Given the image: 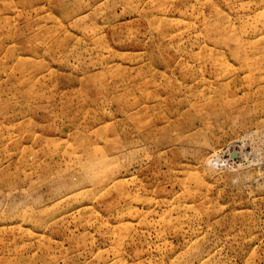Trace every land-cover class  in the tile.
Instances as JSON below:
<instances>
[{
    "label": "rangeland",
    "instance_id": "rangeland-1",
    "mask_svg": "<svg viewBox=\"0 0 264 264\" xmlns=\"http://www.w3.org/2000/svg\"><path fill=\"white\" fill-rule=\"evenodd\" d=\"M0 264H264V0H0Z\"/></svg>",
    "mask_w": 264,
    "mask_h": 264
}]
</instances>
